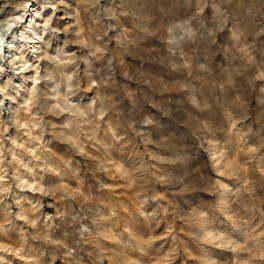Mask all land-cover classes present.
I'll return each mask as SVG.
<instances>
[{
  "label": "rangeland",
  "instance_id": "374dc122",
  "mask_svg": "<svg viewBox=\"0 0 264 264\" xmlns=\"http://www.w3.org/2000/svg\"><path fill=\"white\" fill-rule=\"evenodd\" d=\"M6 18L0 264H264V0Z\"/></svg>",
  "mask_w": 264,
  "mask_h": 264
},
{
  "label": "bare ground",
  "instance_id": "6f19581e",
  "mask_svg": "<svg viewBox=\"0 0 264 264\" xmlns=\"http://www.w3.org/2000/svg\"><path fill=\"white\" fill-rule=\"evenodd\" d=\"M5 20H6V22H4V19L0 20V22L2 21V23L0 24V26H1V28H0V30H1L0 31V46L4 42V39H3L4 37L3 36L5 35V32H6L7 28H10L11 24L16 21L15 18L14 19L6 18ZM15 57H16V54H15V56L12 59H15Z\"/></svg>",
  "mask_w": 264,
  "mask_h": 264
}]
</instances>
